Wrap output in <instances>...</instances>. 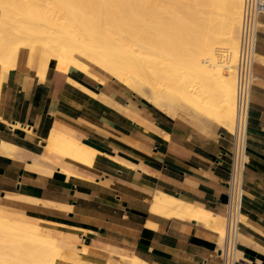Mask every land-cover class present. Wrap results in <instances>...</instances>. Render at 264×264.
<instances>
[{
	"label": "crops",
	"instance_id": "1",
	"mask_svg": "<svg viewBox=\"0 0 264 264\" xmlns=\"http://www.w3.org/2000/svg\"><path fill=\"white\" fill-rule=\"evenodd\" d=\"M260 24L238 264H264V15ZM27 56L22 51L12 70L0 67L3 212L39 225L56 241L59 257L80 264H130L133 257L147 264H221L230 131L207 115L179 109L176 101L146 96L140 84L135 88L143 98L69 68L79 83L72 85L50 62L41 69ZM52 129L92 156L76 160L56 149ZM159 195L206 214L156 212Z\"/></svg>",
	"mask_w": 264,
	"mask_h": 264
},
{
	"label": "bare ground",
	"instance_id": "2",
	"mask_svg": "<svg viewBox=\"0 0 264 264\" xmlns=\"http://www.w3.org/2000/svg\"><path fill=\"white\" fill-rule=\"evenodd\" d=\"M242 8L243 0H0V64L2 72L14 69L23 51L41 69L50 62L72 85H79L69 76L73 66L99 83L111 80L130 91L139 80L153 89H166L170 77L168 89L178 96L179 109L207 115L232 133ZM53 31L64 37L53 36ZM52 41L62 49L53 55ZM196 42L200 48L195 54ZM75 50L84 54L69 60L67 55ZM256 62L261 63L260 55ZM128 74L134 77L126 78ZM258 85L256 76L254 88ZM82 90L112 103L85 86ZM49 138L73 159L93 154L67 133L52 129ZM153 208L169 216L206 214L165 195L155 198ZM220 220L222 242L225 220ZM58 252L56 241L39 225L8 216L0 206V264H80ZM130 264L147 263L133 257Z\"/></svg>",
	"mask_w": 264,
	"mask_h": 264
},
{
	"label": "built area",
	"instance_id": "3",
	"mask_svg": "<svg viewBox=\"0 0 264 264\" xmlns=\"http://www.w3.org/2000/svg\"><path fill=\"white\" fill-rule=\"evenodd\" d=\"M262 15H264V0H243L236 64V119L232 134L230 173L226 183L225 231L219 246L221 264H238L240 261L238 253L243 224L244 180L248 165L249 113L256 77L254 66Z\"/></svg>",
	"mask_w": 264,
	"mask_h": 264
},
{
	"label": "rangeland",
	"instance_id": "4",
	"mask_svg": "<svg viewBox=\"0 0 264 264\" xmlns=\"http://www.w3.org/2000/svg\"><path fill=\"white\" fill-rule=\"evenodd\" d=\"M53 33V36H56V37H58V36H62L61 34H59V33H56V32H52ZM62 37H64V36H62ZM198 43L196 42L195 43V45H194V52H195V54L196 53H198L199 52V48H200V46L199 45H197ZM221 47V46H223V47H225V45H221V44H217L216 45V47ZM50 51H51V53H52V55H53V51L55 52V51H60V50H62V49H60L61 47H60V45L58 44V43H55V42H50ZM87 48H89V46H87ZM93 48V47H92ZM67 49V48H66ZM218 49V48H217ZM221 49V48H220ZM68 50V49H67ZM219 51V50H218ZM183 52H184V48H183ZM50 53V54H51ZM164 53H166V54H169L168 53V50L167 49H164ZM80 54H84L83 53V51H81V50H75V52L74 53H72V54H68L67 55V57L69 58V60L70 59H72V58H75V60L77 61V57L80 55ZM225 54V53H224ZM201 56V55H200ZM168 57V59H169V56H167ZM204 58V56H201L200 57V60H202ZM51 65H53V63L51 64ZM90 66H93L92 64H90ZM0 67H1V69H2V65L0 64ZM70 68H73V69H75V67H70ZM201 68H202V66H201ZM79 71V70H78ZM80 72V71H79ZM81 73V72H80ZM64 74V73H63ZM81 75H82V73H81ZM128 77H134V75L133 74H128L127 76H126V78H128ZM170 78V77H169ZM167 79V81L166 82H169V84L167 83L166 84V87H168V88H170L171 86H172V83H171V80L170 79ZM199 83H200V81H199ZM139 84L141 85V87H142V90H143V92H144V94L146 95V96H150V95H152V97L153 98H156V99H158V97L159 96H162L164 99H169V100H173V101H176V103L178 102V96L174 93V92H172L171 90H169L168 88H162V87H158L157 89H153V88H151V87H149L148 85H146L144 82H142L141 80H139ZM168 85V86H167ZM169 85H171V86H169ZM122 86V85H121ZM196 87H197V85H196ZM195 87V88H196ZM131 91H134L137 95L139 94V91H138V89L137 88H131ZM148 92V93H147ZM149 93H150V95H149ZM139 96H140V94H139ZM141 97V96H140ZM141 98H143V97H141ZM164 99H162V100H164ZM161 100V101H162ZM160 101V102H161ZM159 102V103H160ZM231 134H233V132L231 133Z\"/></svg>",
	"mask_w": 264,
	"mask_h": 264
}]
</instances>
